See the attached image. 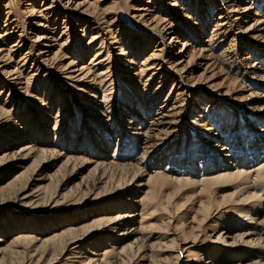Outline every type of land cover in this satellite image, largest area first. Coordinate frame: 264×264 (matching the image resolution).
I'll use <instances>...</instances> for the list:
<instances>
[{"label": "rangeland", "instance_id": "obj_1", "mask_svg": "<svg viewBox=\"0 0 264 264\" xmlns=\"http://www.w3.org/2000/svg\"><path fill=\"white\" fill-rule=\"evenodd\" d=\"M263 155L264 0H0V264H264Z\"/></svg>", "mask_w": 264, "mask_h": 264}, {"label": "bare ground", "instance_id": "obj_2", "mask_svg": "<svg viewBox=\"0 0 264 264\" xmlns=\"http://www.w3.org/2000/svg\"><path fill=\"white\" fill-rule=\"evenodd\" d=\"M258 154V153H257ZM256 155V154H255ZM264 156V155H263ZM252 157V156H251ZM247 159V158H246ZM245 159V160H246ZM258 159V158H257ZM256 159V160H257ZM244 160V159H243ZM237 161V160H236ZM239 161H241V160H239ZM264 162V161H263ZM157 163V162H156ZM248 163V162H247ZM253 165H254V163L255 162H251ZM257 163V162H256ZM158 165V164H157ZM209 165V164H208ZM169 166V165H168ZM203 166V165H202ZM247 166H249V167H251L250 165H248V164H246L245 162L243 163H240L238 166L236 165V164H232V163H224V164H220V166L218 167V169L216 170H211L210 168H208L207 166H205L204 168L202 167V169H200V170H198L197 172H186V174H192V176H196V174L198 173L199 175H200V177H203V176H209V175H212L213 176V174L214 175H216V177H217V179H218V181H223V182H226L227 181V179H228V177H231V176H236V177H239L243 172H242V169H244L245 167H247ZM178 167V166H177ZM249 167H247V169H249ZM170 168V167H169ZM169 168H164V166L161 168V170H164V169H167L171 174H174L172 171H171V169H169ZM193 168V167H192ZM214 169V168H213ZM238 169V170H237ZM250 169H252V168H250ZM253 169H254V167H253ZM185 170V169H184ZM190 170V169H189ZM193 170V169H192ZM233 170H237V172L235 173V172H233ZM212 171V172H211ZM221 171H223V172H221ZM164 172V171H163ZM253 172H255V171H253ZM256 173V172H255ZM177 176L179 175V174H176ZM212 176L209 178H207V180L206 181H208V180H212L213 178H212ZM249 176V175H248ZM250 178V177H249ZM200 181L202 182V179H200ZM257 191V190H256ZM255 218V217H254ZM252 219V218H251ZM258 227H259V229H258ZM256 230H258L257 232H258V238H259V233H260V230H262V228L260 227V226H258L257 225V227H256ZM256 232V231H255ZM264 233V232H263ZM262 233V234H263ZM256 234V233H255ZM246 235V234H245ZM255 236V235H254ZM225 237H227V234H226V236ZM220 239H222V237H220ZM257 239V238H256ZM259 239H261L262 240V242H263V238L261 237V238H259ZM259 239H257L256 241H257V243L259 244L260 243V241L258 242V240ZM264 243H262V244H260V245H263ZM258 246V245H257ZM256 259V258H255ZM253 261V260H252ZM257 261V260H256ZM253 263V262H252ZM254 264V263H253ZM258 264V263H257Z\"/></svg>", "mask_w": 264, "mask_h": 264}]
</instances>
